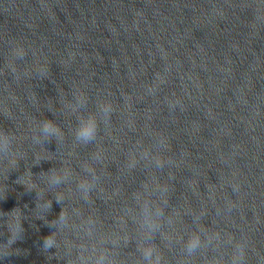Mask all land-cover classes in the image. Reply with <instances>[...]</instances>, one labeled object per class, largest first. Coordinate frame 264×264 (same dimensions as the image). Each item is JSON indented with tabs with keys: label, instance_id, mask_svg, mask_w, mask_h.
Returning <instances> with one entry per match:
<instances>
[{
	"label": "water",
	"instance_id": "95a60500",
	"mask_svg": "<svg viewBox=\"0 0 264 264\" xmlns=\"http://www.w3.org/2000/svg\"><path fill=\"white\" fill-rule=\"evenodd\" d=\"M0 264H264V0H0Z\"/></svg>",
	"mask_w": 264,
	"mask_h": 264
},
{
	"label": "clouds",
	"instance_id": "9594fccd",
	"mask_svg": "<svg viewBox=\"0 0 264 264\" xmlns=\"http://www.w3.org/2000/svg\"><path fill=\"white\" fill-rule=\"evenodd\" d=\"M51 127V125L49 123H45V128H49ZM94 132H95V127L94 125L90 128H87V129H82L79 133V135H82V136H87V137H93L94 136Z\"/></svg>",
	"mask_w": 264,
	"mask_h": 264
}]
</instances>
